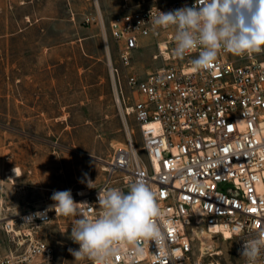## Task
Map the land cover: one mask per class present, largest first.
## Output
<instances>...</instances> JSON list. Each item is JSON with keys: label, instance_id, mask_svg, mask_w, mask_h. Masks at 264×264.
Segmentation results:
<instances>
[{"label": "built area", "instance_id": "2783aa9c", "mask_svg": "<svg viewBox=\"0 0 264 264\" xmlns=\"http://www.w3.org/2000/svg\"><path fill=\"white\" fill-rule=\"evenodd\" d=\"M195 2L156 0L108 23L116 41V57L109 56L108 66L127 136L123 146L103 159V180L83 197L80 191L72 196L82 204V213L96 215L99 190L127 192L130 182L143 178L158 194L167 236L159 254L154 242L143 243L142 257L125 245L131 259L120 257L114 264H221L220 254L202 255L196 244L201 229L216 240H232L237 264H244L238 237L264 227V60L221 50L208 70L194 72L190 62L199 49L176 57L174 29H161L158 35L152 29L150 19L158 11ZM86 21L102 23L103 17L89 15ZM145 39L155 47L152 58L162 65L140 73L134 59ZM129 115L136 118L137 128L128 124ZM53 204L28 207L13 222L0 220L5 234L0 264L53 259V247L37 230L60 215ZM237 226L240 233L233 231Z\"/></svg>", "mask_w": 264, "mask_h": 264}, {"label": "rangeland", "instance_id": "374dc122", "mask_svg": "<svg viewBox=\"0 0 264 264\" xmlns=\"http://www.w3.org/2000/svg\"><path fill=\"white\" fill-rule=\"evenodd\" d=\"M154 1L0 0V217L53 202L54 191L85 192L89 181L95 187L103 180V159L127 136L108 66L116 41L107 23ZM98 13L102 23L86 21ZM149 42L135 55L140 73L162 65ZM128 124L137 128L134 115ZM16 166L22 175L12 180L7 171ZM75 220L58 215L37 229L54 257L35 264H74L68 249L78 250L70 238ZM217 242L220 263L237 264L234 242Z\"/></svg>", "mask_w": 264, "mask_h": 264}, {"label": "clouds", "instance_id": "9594fccd", "mask_svg": "<svg viewBox=\"0 0 264 264\" xmlns=\"http://www.w3.org/2000/svg\"><path fill=\"white\" fill-rule=\"evenodd\" d=\"M158 13L150 19L153 32L158 35L161 29H174L176 57L199 49L190 62L194 72L208 70L221 50L236 56L264 53V0H196L192 6ZM51 200L57 214L78 217L70 238L79 249H68L74 264L86 259L93 264H114L120 257L131 259L125 245L131 246L137 257L144 255L143 243L154 242L157 254L166 247L158 194L143 178L130 182L127 192L118 187L99 190L100 211L96 215L82 213V204L74 200L71 190L54 191ZM25 219L27 223L31 218ZM233 231L240 233L241 227ZM238 238L243 242L240 256L244 264H261L264 227Z\"/></svg>", "mask_w": 264, "mask_h": 264}, {"label": "bare ground", "instance_id": "6f19581e", "mask_svg": "<svg viewBox=\"0 0 264 264\" xmlns=\"http://www.w3.org/2000/svg\"><path fill=\"white\" fill-rule=\"evenodd\" d=\"M14 169H16V172L14 171ZM7 173H8V177L12 180H14L15 177L22 175L21 169L17 166L9 169ZM86 194H87V191L85 192L80 191V195L82 197ZM19 213H21V211L14 213L10 216L0 217V220L3 218H6L8 221L13 222V218H14L13 216ZM199 240H200L202 255L204 256L205 255H215V254H220L222 252L218 247L217 240L215 238H212L211 235L205 230H201V233L199 235Z\"/></svg>", "mask_w": 264, "mask_h": 264}, {"label": "crops", "instance_id": "0c3cea01", "mask_svg": "<svg viewBox=\"0 0 264 264\" xmlns=\"http://www.w3.org/2000/svg\"><path fill=\"white\" fill-rule=\"evenodd\" d=\"M156 1V0H155ZM158 1H164V0H158ZM86 13V12H85ZM111 19V18H110ZM110 19H109V21H110ZM109 21H108V23H109ZM108 23H107V26H108ZM254 55H256V54H254ZM260 55H262V57L263 58H261V59H259V60H264V53H261Z\"/></svg>", "mask_w": 264, "mask_h": 264}]
</instances>
